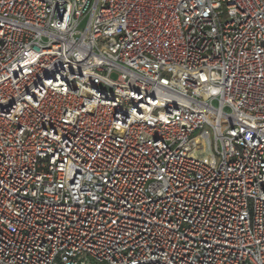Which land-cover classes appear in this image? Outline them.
I'll use <instances>...</instances> for the list:
<instances>
[{"label": "built area", "instance_id": "2783aa9c", "mask_svg": "<svg viewBox=\"0 0 264 264\" xmlns=\"http://www.w3.org/2000/svg\"><path fill=\"white\" fill-rule=\"evenodd\" d=\"M0 264H264V0H0Z\"/></svg>", "mask_w": 264, "mask_h": 264}, {"label": "rangeland", "instance_id": "374dc122", "mask_svg": "<svg viewBox=\"0 0 264 264\" xmlns=\"http://www.w3.org/2000/svg\"><path fill=\"white\" fill-rule=\"evenodd\" d=\"M113 77L115 78V77H116V75H113Z\"/></svg>", "mask_w": 264, "mask_h": 264}]
</instances>
